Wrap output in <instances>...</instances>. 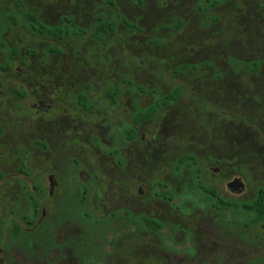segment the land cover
Returning a JSON list of instances; mask_svg holds the SVG:
<instances>
[{"label":"flooded vegetation","instance_id":"flooded-vegetation-1","mask_svg":"<svg viewBox=\"0 0 264 264\" xmlns=\"http://www.w3.org/2000/svg\"><path fill=\"white\" fill-rule=\"evenodd\" d=\"M203 1L201 10L225 2ZM15 8L21 19L2 15L0 34L22 25L47 41L88 36L97 46L117 30L118 22L103 16L91 29L74 26L67 16L49 26L21 1ZM23 12L50 28L68 25L78 35L65 40L39 36ZM8 15L18 21L7 20ZM100 20L115 28L103 41L91 36ZM0 50L12 61L0 64L4 73L22 55L35 54L2 38ZM59 53L49 48L46 56ZM199 71L200 65L181 66L173 74ZM121 77V84L102 86L98 97L89 84L54 89L52 97L38 87L9 90L17 101L13 109L8 104L0 109V264H264V215L261 206L253 210L264 193L262 175L246 169L244 174L241 162L221 152V139L201 128L194 133L193 124L176 123L179 104L199 86L162 91ZM125 95L130 96L127 104ZM144 98L149 100L143 104ZM122 105L126 108L119 113ZM84 171L87 178L77 179ZM236 174L248 179L250 190ZM136 201L142 208L135 207ZM38 228L48 235L46 242ZM130 243L143 244V255ZM248 251L261 255L247 260Z\"/></svg>","mask_w":264,"mask_h":264},{"label":"rangeland","instance_id":"rangeland-1","mask_svg":"<svg viewBox=\"0 0 264 264\" xmlns=\"http://www.w3.org/2000/svg\"><path fill=\"white\" fill-rule=\"evenodd\" d=\"M16 1L33 10L49 26L61 24L67 16L75 20L74 26L91 29L97 18L103 16L117 21V30L97 46L88 36L55 42L34 36L22 25L3 30L0 38L9 46L30 48L35 54L22 55L6 73L0 70V82L4 85L0 91V109L7 104L12 109L15 107L16 97L9 90L19 86L28 90L41 88L50 97L54 89L65 91L84 84L94 85L98 97L102 86L121 84L124 80L121 76L162 91L174 85H187V90L199 86L179 104L181 110L176 123L193 124L189 128L194 133H200L201 128L217 141L221 139L220 150L228 159L241 162L243 171L259 173L264 179V0H225L219 8L202 10L200 7L206 6L203 0H144L143 3L134 0L136 5L132 0H0V20L8 12L19 14ZM123 20L140 28L127 29ZM179 22L182 27L175 29ZM49 48L62 53L48 57ZM8 62L12 63L8 52L0 50V64ZM255 62L261 63L257 76L249 68ZM192 65H200L201 71L178 77L173 74L176 68ZM129 97L123 96L122 101L127 104ZM148 100L144 98L143 104ZM105 145L110 144L105 142ZM165 145L162 144V149ZM236 176L250 190L248 179L241 174ZM76 177L83 181L87 175L84 171ZM255 180L253 177L250 181ZM106 202L109 207L116 204L114 200ZM139 203L136 208H142ZM185 211L180 208V212ZM43 228L37 231L46 242L48 235L41 233ZM130 245L143 255V244ZM79 251L75 252L77 257ZM260 255L248 251L247 260Z\"/></svg>","mask_w":264,"mask_h":264},{"label":"trees","instance_id":"trees-1","mask_svg":"<svg viewBox=\"0 0 264 264\" xmlns=\"http://www.w3.org/2000/svg\"><path fill=\"white\" fill-rule=\"evenodd\" d=\"M223 1V0H221ZM221 1L215 2L214 5L211 4V6H217L221 4ZM25 21L30 26V29L34 32H36L39 36L42 37H48V38H54V39H60L65 40L72 36L78 35L76 31H74L71 27L68 25L62 26V27H54L50 28L42 23L40 19H37L34 15H32L30 12H23ZM12 21L13 23H16L18 21L15 16L8 15L7 20ZM115 30L114 25L111 24L110 21L100 20L93 30L91 36L93 39L98 41H103L111 32ZM10 68L11 66L8 65ZM261 67L260 62H255L250 65V69L253 72H258ZM182 69H185V67H182ZM80 101L87 102L86 98H81ZM261 199L259 202H256L253 204V210L257 208L258 206H261V212L264 215V193L259 196Z\"/></svg>","mask_w":264,"mask_h":264}]
</instances>
